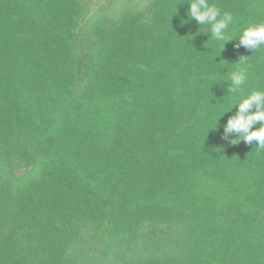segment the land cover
Instances as JSON below:
<instances>
[{"label": "trees", "instance_id": "1", "mask_svg": "<svg viewBox=\"0 0 264 264\" xmlns=\"http://www.w3.org/2000/svg\"><path fill=\"white\" fill-rule=\"evenodd\" d=\"M0 264H264V0H0Z\"/></svg>", "mask_w": 264, "mask_h": 264}, {"label": "rangeland", "instance_id": "2", "mask_svg": "<svg viewBox=\"0 0 264 264\" xmlns=\"http://www.w3.org/2000/svg\"><path fill=\"white\" fill-rule=\"evenodd\" d=\"M110 0H88V6L93 9L105 7L109 4Z\"/></svg>", "mask_w": 264, "mask_h": 264}]
</instances>
